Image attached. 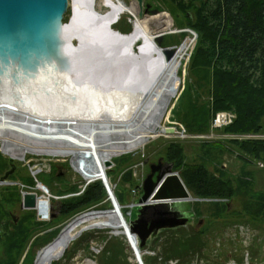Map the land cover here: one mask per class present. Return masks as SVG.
<instances>
[{"label":"rangeland","instance_id":"rangeland-1","mask_svg":"<svg viewBox=\"0 0 264 264\" xmlns=\"http://www.w3.org/2000/svg\"><path fill=\"white\" fill-rule=\"evenodd\" d=\"M108 1L116 8H120L121 12L113 24L107 25L104 0H96L91 9L95 32L102 35L105 30H108L112 32L111 35H118L114 32L127 35L131 32L127 22H132L134 25V17L131 12H124L126 6L122 4H127L136 10L135 0H122L125 3L119 0ZM144 2V16L151 19L150 31L163 32L160 39V36L157 37L159 44L155 39L156 47L170 48L175 55L168 65L164 64L167 54L163 50H153L148 36L138 24L133 35L134 41L127 53H134L133 57L143 65L146 61L155 62L158 58L162 60L161 64L166 66V70L162 77L161 88L167 86L173 71L177 70L181 84L176 95L170 99L160 126L161 128L176 126V123L180 122L188 135L182 139L175 135L169 136V133L162 131L157 137H151L159 133L160 126L151 119L148 120L147 112L138 117L139 109L134 111L131 118L124 121V125L109 126L108 119H119V122L124 120L122 116L124 106L114 113L90 114L86 110L79 112L73 110L58 114L50 107L36 109L29 102L24 103L23 94L0 93V105L9 104L13 113L17 115V117L11 116V119H16L20 126H29L30 133L44 131V124L51 129L50 132H68L69 127H73L72 133L76 132L81 141L87 143L89 141L83 140L88 139L91 132L93 133L95 129L103 130L95 136L100 150L96 147L74 146L71 139L67 137H36L18 132H0V153L9 159L10 166L12 162L16 164L14 175L9 176L7 183L0 184V197L5 196L7 199L3 202L5 206L3 209L6 208V212L8 211L2 219L4 227L0 233L5 232L8 226L16 230L20 221L22 222L20 225L25 227L28 223L26 215L31 218L27 230L28 245L21 257L17 255V258L20 257L17 259L18 264H22L26 254L28 259L25 264H36L40 250L50 243H55L62 233L65 234V240L61 242H70L67 252L60 255L58 246L56 247L57 243L54 244V253H46L50 264H89L88 260L91 259L97 264H138L129 239L122 233H114L111 228H103L102 224H107L108 221H113L116 226L120 224L115 214L102 213L77 224H72V221L77 215L87 211L101 213L110 212L113 209L115 204L108 198L109 191L105 180H108L112 187L115 186L114 192L123 190L124 195L121 200L119 201L117 196L116 198L125 215V220L135 218L137 208H131L129 204L133 201L139 202L143 192V182L150 172L151 163H157L160 159L166 163H172L166 160L165 156L168 146L173 143H179L184 147L186 161L205 163L217 174L224 169L234 175L235 180H247L252 185L248 190H238L232 200H226L230 204L229 209H219V205L210 203V199L181 203L180 209L191 215L190 223L176 229H165L157 238L149 240L144 247L146 250H142L146 252L143 254L144 264H264V210L261 208L260 211L257 210L258 205L264 204V166L260 167L257 161L264 162V159L234 151L233 146L235 141H255L256 139H230L224 135H244L251 131L228 132L224 129L227 126L215 130V136L212 138L202 137L203 134L211 133V122L218 111L212 114L206 131L188 130L189 127L187 128L179 117L183 107L187 106L188 97L191 96V100H196L197 105L203 102L211 103V97L208 94V87H210L207 80L208 73L203 69L197 72L190 68V58L196 47L198 35L193 29L183 25V15L170 3L164 0H145ZM70 14L69 8L64 21H68ZM136 21L143 24L144 20L137 14ZM112 39L115 42H122L128 38L112 37ZM137 39L141 41L137 42L133 51L132 46ZM193 39L196 42L189 52L187 46ZM146 48L150 49L148 54L145 53ZM145 56H148L147 60ZM151 91L153 90H150L148 94H151ZM92 127L98 128L93 130ZM117 127L125 130L136 129L146 135L145 139L143 142H136L132 137L117 138L127 135L108 130V128ZM74 128L78 131H74ZM28 144L32 147H27ZM96 150H98L97 153ZM12 154L15 157L13 161H11ZM76 155L82 156L76 157ZM104 157L113 161L107 169ZM37 175L41 177V180ZM97 181L103 183L107 192L97 204L85 211L80 210L76 214H61L60 207L66 198L82 195L90 184ZM37 183L46 187L47 197L51 195L50 201L48 200L50 209L46 218H40L37 209H27L22 204L25 191L36 193L38 196L44 194L37 188ZM195 201H202V203H195ZM13 216L18 217L17 221L13 219ZM37 221L42 224H37ZM96 222L97 226H95ZM132 237L138 243L135 235L132 234ZM7 242L6 236H0V264H15L17 262L15 258L5 260Z\"/></svg>","mask_w":264,"mask_h":264},{"label":"trees","instance_id":"trees-1","mask_svg":"<svg viewBox=\"0 0 264 264\" xmlns=\"http://www.w3.org/2000/svg\"><path fill=\"white\" fill-rule=\"evenodd\" d=\"M164 2L173 5L183 15V25L197 33L198 40L190 58V68L197 72L200 69L205 70L210 84L208 94L211 103L203 102L197 105L196 100H191L189 96L187 106L183 107L179 115L181 121L187 128L189 127L188 130L206 131L212 114L227 109L234 110L237 118L233 124L224 128L226 131L264 132V0H164ZM107 13L105 6V15ZM135 23V17L134 25L127 22L131 31L127 35L117 32L114 34L130 36L135 29ZM140 41L141 39H137L134 42L133 51ZM195 42L194 40L190 45L189 52ZM233 146L234 151L264 159V140L235 141ZM184 152L181 144L173 143L168 146L165 159L174 162V170L179 171L194 197L210 199L211 201L208 200L210 203L218 204L222 210L230 207L226 200H232L238 190L250 189L251 182L235 180L234 175L224 169L217 174L205 163L186 161ZM10 168L9 159L0 153V176ZM37 177L41 180L39 175ZM123 193V190H115L119 201ZM106 194L101 181L93 182L82 195L66 198L60 207L61 214L85 211L97 204ZM5 200H7L5 196L0 197V231L4 227L2 219L8 213L6 208L3 209ZM254 200L257 201V198L254 197ZM258 206V211L264 210V204ZM26 217L28 223L25 227L20 225L22 223L20 221L16 230L8 226L5 232L0 233V236H6L8 241L5 260L15 258L17 261L28 245L27 230L31 218L27 215ZM36 223L42 224L38 221ZM18 254L20 257L17 258ZM27 257L26 254L22 264H25ZM18 261L15 264H18Z\"/></svg>","mask_w":264,"mask_h":264},{"label":"bare ground","instance_id":"bare-ground-1","mask_svg":"<svg viewBox=\"0 0 264 264\" xmlns=\"http://www.w3.org/2000/svg\"><path fill=\"white\" fill-rule=\"evenodd\" d=\"M121 3H125L122 0ZM96 0H80L79 2L75 3L76 13L78 15V24L76 23V28L80 30L84 35H88L89 41L87 44L89 54H92L93 56L97 55L100 63V66L108 71L110 70V74H117V77L110 78L112 76L106 75V73H103L102 75H106L105 79L100 81L99 75L100 74H84L85 81L81 82L80 85L74 84V82L70 81L66 75L61 76L62 82L61 85H56L54 83L53 76L51 78L50 84L44 89L38 88L37 83L34 84V87L27 83H22L19 85L21 76L18 75L15 77L11 73L1 75L0 74V93H16V94H23V102H29L31 106L35 107L36 109H48V107L51 108L54 112H57L58 114H64V112H71L75 110L76 112H79L81 110H86L88 113H114L116 111H119L120 107L124 106L125 110L122 111L123 119L122 122H119V119H108L107 123L109 126H117V125H124V121L131 118L133 116V113L136 109H139V112L137 113L138 117H141L143 113L147 112L149 113L148 120L151 119L152 122L158 123V126L161 125V117L163 116L167 105L170 102V99L176 95L178 92L179 86L181 84L180 77L177 74V70L173 71L172 77L170 81L168 82L166 87L161 88L162 83V77L165 73L166 66H163V63L161 59L158 58L155 62L152 61H146L143 64H139V62L136 60L135 57H133V54H128L127 51L130 49V46L132 45L134 41L133 35L135 34V31L137 29V24L139 25V28L148 36L149 41L152 45L153 50H163V48L156 47V42L159 44L157 37L161 36L163 32L158 33H152L149 29V24L151 22L150 18H146L143 14V16H139L142 18L143 24L139 21H136V26L133 31V33L128 37H121L118 35H111V33L108 30H105V32L102 35H98L94 30L93 25V15L91 13V9L93 8V5L95 4ZM136 2V0H135ZM104 4L106 8H108V13L106 15L105 24H113L115 20L118 17L119 12H121L120 8L114 7L110 1L104 0ZM136 5V4H135ZM131 12L132 15L136 18V14L128 9H124V12ZM137 12V8H136ZM138 14V13H137ZM80 33V32H79ZM163 36V35H162ZM112 37L117 38H128L122 42H115ZM132 37V38H130ZM156 39V42H155ZM194 39L189 43L187 48L190 47ZM133 47V46H132ZM150 52L149 48L145 49V53L148 54ZM165 54L167 52L164 51ZM168 55V54H167ZM175 52L173 51V56L166 59L164 58V61H166L164 64L168 65L171 61V59L174 57ZM148 59V56H145V60ZM156 63V64H154ZM4 76V77H3ZM101 77V76H100ZM153 87H155L153 89ZM36 88V89H35ZM47 89V91H46ZM152 93L148 94V92ZM58 95V96H57ZM76 95V99H72V96ZM155 96V99L153 97ZM150 112H149V111ZM163 110V111H162ZM11 116L17 117L15 115L10 107L9 104H1L0 105V132L2 131H8V132H18V133H25L29 136H36V137H67L71 139V142L74 146H83L85 148H91L96 147L100 150L99 146L96 144V137L99 132L102 133V131L94 130V128L98 127H92L93 133L89 131V138L83 141H89L87 143H83L79 137V135L75 132L72 133L73 127H69L68 132L67 131H59V132H50V128H47L48 126L44 124V131H35V133L29 132V126H20L16 119H11ZM110 123V124H109ZM43 124V123H42ZM68 128V127H67ZM100 128V127H99ZM106 128V127H105ZM161 128V126H160ZM163 128V127H162ZM91 128H89L90 130ZM55 130V128H54ZM78 131V129L74 128V131ZM109 132L116 131L118 134H127L125 137H117V138H126V137H132L136 142H143L145 139V136L143 132H139L136 129L132 130H125L122 127L117 128H108ZM163 130H158L159 133H156L155 135L151 137H157L160 133H162ZM27 147H32L31 144H28ZM98 150H96L97 153ZM93 152V149H92ZM100 155V152H99ZM13 156V154H12ZM82 155H76V157H79ZM14 157V156H13ZM106 159H109L108 157H104V162ZM111 160V159H110ZM108 166H106V169ZM104 181V180H103ZM108 181V180H107ZM109 183V182H108ZM110 185V184H109ZM114 186V185H113ZM112 193L115 195L114 187H112ZM40 190L43 191V195L37 197V209L40 213V218H46L48 215L49 209H50V200L49 195L48 197L45 195V192L48 193L46 187L39 184ZM49 200V201H48ZM117 201V200H116ZM114 204V203H113ZM122 207H124L122 205ZM102 213H113L117 216V221H119V225L116 226L113 224V221H108L107 224H102L103 228H111L114 233H122L126 237L130 238L131 242L133 244H136L135 240L132 237V232L130 230V224L129 219L126 218L125 215L122 213V210L117 203L113 209L109 211H103L101 213L95 212V211H87L85 213H82L80 215H77L73 221L72 224H77L82 221H84L86 218L100 215ZM104 214V215H105ZM97 217V216H96ZM111 223V224H109ZM97 226V222L95 223ZM93 226V225H92ZM68 230V229H67ZM62 232V231H61ZM70 232V231H69ZM65 234L62 233L57 241L53 244H49L48 246L44 247L42 250H40L36 264H50L49 256L46 254L54 253L53 251L55 248L53 247L54 244H56V247L58 246V251L60 255H63V250L68 247L70 242L65 241ZM135 235V234H133ZM137 245V244H136ZM140 246L137 245L139 254L143 259V254L146 248H139ZM48 249H50L48 251ZM141 249V250H140ZM89 264H97V262L93 261V259L88 260Z\"/></svg>","mask_w":264,"mask_h":264},{"label":"water","instance_id":"water-1","mask_svg":"<svg viewBox=\"0 0 264 264\" xmlns=\"http://www.w3.org/2000/svg\"><path fill=\"white\" fill-rule=\"evenodd\" d=\"M79 1L0 0V74L21 76L19 85L27 83L34 87L37 83L42 91L50 84L53 76L55 86L61 85L59 77L64 75L77 85L85 81L84 74H100V81L106 75L112 76L110 78L117 77V74L111 75L110 70L106 71L98 64L100 61L97 55L93 56V52L89 54L88 35L76 28L79 17L75 3ZM144 1L135 2L139 16H143L145 12ZM69 8L70 17L68 21H64ZM161 37L162 35L159 39ZM163 49L168 58L173 56L172 49ZM103 73L106 75L103 76ZM76 97L73 95L72 99ZM160 130L174 132L173 127ZM2 146L3 144L1 148ZM14 158L12 156L11 161ZM112 164V160H105L106 166L110 167ZM173 165L174 162L164 163L161 159L157 163H151L150 172L144 179L143 192L138 200L141 204L136 207L135 218L130 220V230L139 240L141 248L149 240L155 239L162 230L188 225L191 215L182 211L180 204L202 200L191 194L179 171L173 170ZM15 169L16 164L12 162L11 168L0 176V184L7 183ZM37 197L36 193L25 191L23 207L37 209ZM13 217L17 221L18 217ZM67 249L66 246L62 254ZM138 261H142L140 254Z\"/></svg>","mask_w":264,"mask_h":264},{"label":"built area","instance_id":"built-area-1","mask_svg":"<svg viewBox=\"0 0 264 264\" xmlns=\"http://www.w3.org/2000/svg\"><path fill=\"white\" fill-rule=\"evenodd\" d=\"M236 118H237V114L234 111H232V110H220V111L216 112L214 117H213V119H212V122H211V133L210 134H203L202 137L212 138V136H215V133H214L215 130L233 124L234 121L236 120ZM173 124H175V123L173 122ZM167 127H173L174 128V132H172V133L164 131V133H166V134L169 133L168 134L169 136L175 135V136H179V137H181L183 139V138H186L187 135H188L186 129L183 126V124L180 123V122H177L176 126L175 125H171V126H167ZM224 136H226V137H228L230 139H234V140H236V139H239V140H243V139L264 140V132H251V133H247V134H244V135L243 134H225ZM257 164L260 167L264 166V162L260 161V160L257 161ZM87 182H89V180ZM105 184H106L107 189L109 191V197H108L109 200L116 205V203H119V202L116 201L117 198H116V196L113 195L112 188L110 187V185H109L107 180H105ZM140 204H141L140 202L133 201L131 204H129V206L131 208H134V207L136 208ZM129 214H130V212H129ZM129 224H130V220H129ZM128 239L131 242L130 238H128ZM137 241H138V243L136 242V244H138V246H139V240L137 239ZM136 244H133L131 242L132 250L135 253V257L137 258V262H138V264H141L142 261L141 262L138 261L139 252H138V248H137ZM143 264H144V262H143Z\"/></svg>","mask_w":264,"mask_h":264},{"label":"crops","instance_id":"crops-1","mask_svg":"<svg viewBox=\"0 0 264 264\" xmlns=\"http://www.w3.org/2000/svg\"><path fill=\"white\" fill-rule=\"evenodd\" d=\"M122 5H125L128 9H130L131 11H133L135 14H136V10L133 8V7H131V6H129V5H127V4H122ZM137 15V14H136ZM148 121V120H147ZM178 228V227H177ZM173 229H176V228H173ZM162 232H164V230H162L161 231V233Z\"/></svg>","mask_w":264,"mask_h":264},{"label":"flooded vegetation","instance_id":"flooded-vegetation-1","mask_svg":"<svg viewBox=\"0 0 264 264\" xmlns=\"http://www.w3.org/2000/svg\"><path fill=\"white\" fill-rule=\"evenodd\" d=\"M164 162V161H163ZM164 163H166V162H164Z\"/></svg>","mask_w":264,"mask_h":264}]
</instances>
